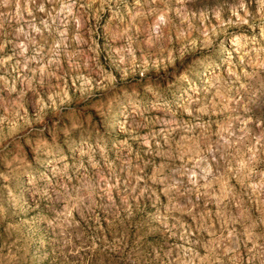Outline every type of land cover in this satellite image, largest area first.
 <instances>
[{"label":"rangeland","instance_id":"rangeland-1","mask_svg":"<svg viewBox=\"0 0 264 264\" xmlns=\"http://www.w3.org/2000/svg\"><path fill=\"white\" fill-rule=\"evenodd\" d=\"M0 264H264V0H0Z\"/></svg>","mask_w":264,"mask_h":264}]
</instances>
